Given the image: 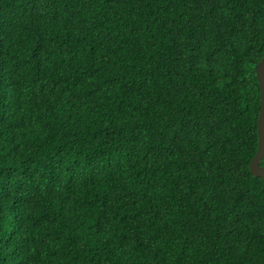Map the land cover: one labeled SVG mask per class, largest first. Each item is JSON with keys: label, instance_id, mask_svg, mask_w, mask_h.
Here are the masks:
<instances>
[{"label": "trees", "instance_id": "obj_1", "mask_svg": "<svg viewBox=\"0 0 264 264\" xmlns=\"http://www.w3.org/2000/svg\"><path fill=\"white\" fill-rule=\"evenodd\" d=\"M263 57L264 0H0V264H264Z\"/></svg>", "mask_w": 264, "mask_h": 264}, {"label": "water", "instance_id": "obj_2", "mask_svg": "<svg viewBox=\"0 0 264 264\" xmlns=\"http://www.w3.org/2000/svg\"><path fill=\"white\" fill-rule=\"evenodd\" d=\"M257 76L261 91V106L258 119V150L251 161L250 169L254 176L264 179V165L262 164L264 158V57L257 66Z\"/></svg>", "mask_w": 264, "mask_h": 264}]
</instances>
